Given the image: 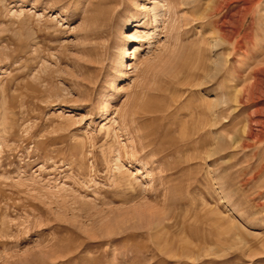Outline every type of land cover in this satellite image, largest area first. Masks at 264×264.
Returning a JSON list of instances; mask_svg holds the SVG:
<instances>
[{
  "label": "rangeland",
  "instance_id": "obj_1",
  "mask_svg": "<svg viewBox=\"0 0 264 264\" xmlns=\"http://www.w3.org/2000/svg\"><path fill=\"white\" fill-rule=\"evenodd\" d=\"M0 264H264V0H0Z\"/></svg>",
  "mask_w": 264,
  "mask_h": 264
}]
</instances>
